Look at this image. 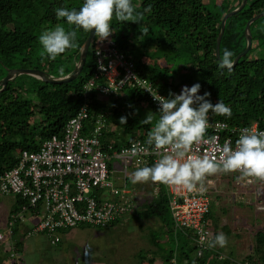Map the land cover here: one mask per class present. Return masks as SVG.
Returning <instances> with one entry per match:
<instances>
[{"label": "trees", "instance_id": "16d2710c", "mask_svg": "<svg viewBox=\"0 0 264 264\" xmlns=\"http://www.w3.org/2000/svg\"><path fill=\"white\" fill-rule=\"evenodd\" d=\"M239 2L240 0H132V5L138 12H143L149 5L151 12L144 13L140 23L120 22L114 17L110 37L117 50L134 63L138 75L150 80L165 97L169 96L170 91L177 94L182 83L192 82L194 79V83L201 85L200 95L205 91L210 92L209 99L213 104L220 100L231 108V117L209 111L208 118L237 126L255 122L259 128H264V56L248 59L246 52L229 72L226 68H219L214 54L220 18L237 7ZM62 7L79 10L82 0H0L1 78L8 69L24 67L42 68L53 74L54 63H62V67L66 69L63 73L53 74L54 76L62 77L72 71L87 34L83 29L77 30V47L66 50L55 60L47 56L42 58L40 55L43 50L38 38L43 31L54 28L57 24H62L66 30L72 27L67 24L66 19H57L55 10ZM259 12H264V0H246L239 11L225 19L218 46L220 61L225 49L233 53V60L244 48V24L249 17ZM255 21L256 19L249 24L251 41L254 36L264 39V31L258 29ZM252 29L254 31L251 33ZM93 68L92 45L86 53L81 72L69 82L49 83L38 77L22 74L6 83L0 90V173L17 163L22 150H36L50 136H61L66 120L82 102V85L92 74ZM88 97V119L84 123L82 134L90 132L100 115L103 126L99 138L104 149L107 144L116 149L131 140L147 141L155 119L152 124H145L143 120L149 112H153L156 118L159 117L158 109L149 103L147 95L130 83L106 98L99 97L93 90ZM122 116L127 117L126 124H120ZM110 125L114 126L113 129L106 131ZM146 166H151L149 161ZM156 194L141 215H152L162 222V234L167 237L160 244L162 251L160 250L159 257L162 264H169L172 258L176 264H264V230L255 233L257 235L252 254H247L244 259L232 260L230 256L219 259L211 251L196 257L192 234L185 229L176 230L173 227L163 184L158 183ZM0 195L13 197L17 207L13 215L15 218L22 217L28 211H41L38 203L31 209L27 197H22L20 193ZM103 198L117 200L118 196L104 193ZM208 214L209 209L204 219ZM11 219L10 217L9 221ZM115 221L117 217L110 223ZM13 226L14 223L9 225L11 228ZM62 230L64 229H58L56 233L59 234ZM45 232L42 230L38 233ZM25 234L27 235L26 231ZM214 237L213 233V239ZM7 252L0 257V264H4L6 257L16 259L15 254ZM147 260L149 263L153 262L152 257Z\"/></svg>", "mask_w": 264, "mask_h": 264}, {"label": "built area", "instance_id": "2783aa9c", "mask_svg": "<svg viewBox=\"0 0 264 264\" xmlns=\"http://www.w3.org/2000/svg\"><path fill=\"white\" fill-rule=\"evenodd\" d=\"M92 45L93 72L82 85V102L66 120L61 136H50L36 150H22L17 163L0 173V194L20 193L22 197H27L31 209L39 204L40 218L26 232L27 235H32L45 230L50 244L60 239L56 233L58 229L80 224L103 228L130 205L124 197L128 193L126 187H114L111 183L108 168L110 157L122 160L124 169L128 164L144 167L148 161L152 166L159 159L154 147L139 139L131 140L116 149L107 144L104 149L99 138L103 126L100 115L90 132L82 134L84 123L88 119V95L91 90L99 97L106 98L130 83L145 93L149 103L156 109L159 104L153 96L165 97L150 80L138 75L134 63L117 50L110 36L101 41L93 35ZM207 120L204 140L194 144L189 155H218L214 148L222 147L225 142L235 149L236 141L245 128L252 132H264V128H259L255 122L237 126L208 117ZM209 137L216 138L215 145L205 142ZM133 144L143 146L147 151L132 155L130 150ZM245 179L247 183H264V180L254 177ZM210 183L211 180L207 179L203 189L197 186L192 191L176 185L163 186L173 227L176 230L185 229L192 234L195 256L200 257L211 251L219 259H225L228 257L216 250V247H208L213 233L206 225L204 216L209 209ZM101 190L104 192L99 193ZM104 193L118 196V199L103 198ZM11 224L12 221L8 226ZM11 252L16 255L14 250L11 249ZM169 264H176L173 258Z\"/></svg>", "mask_w": 264, "mask_h": 264}, {"label": "clouds", "instance_id": "9594fccd", "mask_svg": "<svg viewBox=\"0 0 264 264\" xmlns=\"http://www.w3.org/2000/svg\"><path fill=\"white\" fill-rule=\"evenodd\" d=\"M151 10L149 5L143 12H138L132 0H84L79 10L57 8V19H66L72 27L66 30L62 24H57L43 31L38 38L43 49L40 55L55 60L66 50L77 47L78 29L85 32L94 30L95 37L105 40L113 32L111 22L114 17L120 22L140 23L144 13ZM232 56L233 53L225 49L219 68L231 72L234 66ZM200 89L201 85L195 83L190 88L184 86L179 94L170 91L168 97L153 96L159 104V117L149 112L143 123L152 124L155 119L146 143L154 147L159 159L152 166L139 167L132 172L129 175L131 183L151 181L192 191L197 186L203 189L206 177L221 172H240L244 177L264 180V132H252L245 128L236 141L235 149L225 142L222 147L214 148L218 155H189L193 145L204 140L209 111L226 117L232 114L230 106L220 100L213 104L209 99L211 93L205 91L200 95ZM126 123L127 117L122 116L120 124ZM205 142L215 145L216 138L209 137ZM130 151L132 155H137L146 152L147 148L133 144ZM227 244L228 238L222 232L208 241L209 248H223Z\"/></svg>", "mask_w": 264, "mask_h": 264}, {"label": "crops", "instance_id": "0c3cea01", "mask_svg": "<svg viewBox=\"0 0 264 264\" xmlns=\"http://www.w3.org/2000/svg\"><path fill=\"white\" fill-rule=\"evenodd\" d=\"M113 127V125L108 126L106 131L112 130ZM115 160L120 161L122 165H118ZM108 166L112 185L114 187H126L128 193H125L124 197L126 200L128 199L127 204L130 203V205H127L121 212L117 221L112 224L109 223L103 228L80 224L60 231L58 234L60 239L55 244H50L45 233L37 232L29 236L25 234V231L39 220L40 211H28L22 217L15 218L13 215L17 207L13 197L0 195L3 196L0 198V233H5V235L1 233L0 257L5 253L7 254L9 249L11 251L14 248L13 250L16 252V259L10 260L6 257L4 264H116L122 261L125 256L129 260L126 264H162L161 257H159L162 250L158 247L165 240L162 234L164 231L162 222L155 216L141 215V212L146 210L148 203L156 197L158 183L151 181L131 183L129 175L139 167L128 164L124 169L123 161L118 158L110 157ZM245 183L250 184L246 182V179ZM10 217L12 218L10 221L14 223L13 228L8 226ZM130 221L140 234L136 231L127 233L125 245L128 243L133 245L127 255L117 252L115 247L108 249V246L95 241V237L101 231L92 230L93 228L112 230L117 226L122 228ZM148 228L152 229L153 232L148 231ZM6 236L9 239V244L4 240ZM125 245L123 249L126 248ZM228 255L232 257V260L233 258L237 259L232 253H228ZM151 257L153 262L149 263L147 259H151Z\"/></svg>", "mask_w": 264, "mask_h": 264}, {"label": "rangeland", "instance_id": "374dc122", "mask_svg": "<svg viewBox=\"0 0 264 264\" xmlns=\"http://www.w3.org/2000/svg\"><path fill=\"white\" fill-rule=\"evenodd\" d=\"M231 1L235 0H229V2ZM255 24L259 30L264 31V16L256 19ZM253 31L252 29L251 33ZM262 56H264V39L254 36L252 37L251 46L247 51V57L248 59H252ZM53 67V74L55 75L63 73L66 70L65 67H62V63H54ZM193 84H195L194 79L192 82L182 83L178 87L177 94L181 92L184 86L190 88ZM115 162L118 165H122L120 161L115 160ZM207 179L211 180V188L209 192V214L205 219L206 225L214 233V236L222 232L228 238L226 247L221 248L217 246L216 248L226 256L228 253H232L237 259H244V256L247 254H252V248L257 235L255 233L264 230V183L256 181L246 184L243 175L235 172L227 174L221 172L208 176L204 181V185ZM234 181H237V183H234ZM101 192L104 191L101 190L99 193ZM131 224L133 223L130 221L122 226V228H118L119 226H117L112 230L93 228L92 230L101 231V233L98 232L99 234L95 237V241L108 246V249L115 247L114 249L117 252L127 255L131 246H133L131 243L125 245L127 233H134L136 231L140 234L138 229ZM147 230L153 232L150 228ZM1 233L5 235L4 232ZM164 237L166 240L167 237ZM4 240L9 244L7 236L4 237ZM124 245L126 246L125 249H123ZM158 247L161 248L162 245H158ZM128 261L125 256L122 261L116 264H126Z\"/></svg>", "mask_w": 264, "mask_h": 264}, {"label": "water", "instance_id": "95a60500", "mask_svg": "<svg viewBox=\"0 0 264 264\" xmlns=\"http://www.w3.org/2000/svg\"><path fill=\"white\" fill-rule=\"evenodd\" d=\"M83 3H84V0H82V6H83ZM245 3H246V0H240L237 7H235L234 9H232L226 13H224L222 15V17L220 18L219 31H218V34L216 36L215 44H214V54H215V57L219 63H220V59H219L218 46H219V42H220L221 35L223 32L224 21L227 17H229L232 14L239 11L244 6ZM261 16H264V12H259L257 14H254L246 20V22L244 24V31H243L244 36H245V46L233 58V64L234 65L237 62V60L248 51V49L250 47V44H251V35H250V29H249L250 22L261 17ZM93 35H94V30H92L91 32H87L86 37H85V39L81 45V48H80L78 60H77L76 64L74 65L72 71L69 74L62 76V77H56L51 72L46 71L45 69L34 68V67L8 69L5 73V75L0 79V90H2L5 87V85L8 81H10V80L14 79L15 77H18L19 75H22V74L35 76V77L42 79L43 81H46L49 83H57V84L58 83H65V82H69V81L73 80L81 72V70L84 66L86 53L92 47Z\"/></svg>", "mask_w": 264, "mask_h": 264}]
</instances>
